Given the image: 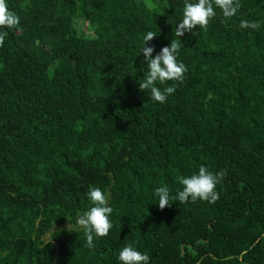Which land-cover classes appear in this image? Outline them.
Returning a JSON list of instances; mask_svg holds the SVG:
<instances>
[{
    "label": "trees",
    "instance_id": "trees-1",
    "mask_svg": "<svg viewBox=\"0 0 264 264\" xmlns=\"http://www.w3.org/2000/svg\"><path fill=\"white\" fill-rule=\"evenodd\" d=\"M237 2L178 38L184 0H7L0 264H119L125 244L149 264H264V0ZM148 31L187 69L163 104L138 89ZM201 165L223 173L214 203L156 205ZM89 187L113 209L92 248L74 227Z\"/></svg>",
    "mask_w": 264,
    "mask_h": 264
},
{
    "label": "clouds",
    "instance_id": "clouds-1",
    "mask_svg": "<svg viewBox=\"0 0 264 264\" xmlns=\"http://www.w3.org/2000/svg\"><path fill=\"white\" fill-rule=\"evenodd\" d=\"M239 8L237 0H184L181 18L176 24V36L179 38L190 32L197 26L205 29L210 19L216 15V10L225 19L236 15ZM19 25L18 15L9 9L7 0H0V46L4 44L8 30L17 28ZM256 23L249 24L246 20L240 21V27L256 28ZM154 36L151 31L142 37V54L140 63L145 66L143 79L138 84V89L147 93L149 98L159 104L165 103L167 97L174 92L173 86L163 88L157 85H165L167 81L181 82L186 66L178 60L180 44L171 41L163 46L158 52H154L147 42ZM223 179L222 172H213L208 167L201 165L194 173L188 176H178L180 188L173 194L167 185H161L154 189L152 195L156 199V205L163 209L173 201L179 204L192 203L197 200L214 203L219 193L216 186ZM90 206L79 214L74 220V227L83 233L85 245L94 247V240L107 236L112 228L109 219L113 209L107 203L106 194L98 187H89L85 193ZM119 264H149L150 257L146 252L138 251L133 244H125L117 253Z\"/></svg>",
    "mask_w": 264,
    "mask_h": 264
},
{
    "label": "rangeland",
    "instance_id": "rangeland-1",
    "mask_svg": "<svg viewBox=\"0 0 264 264\" xmlns=\"http://www.w3.org/2000/svg\"><path fill=\"white\" fill-rule=\"evenodd\" d=\"M87 27H88L87 24H83V25H82V28H83L84 30H86V31H88V28H87Z\"/></svg>",
    "mask_w": 264,
    "mask_h": 264
}]
</instances>
